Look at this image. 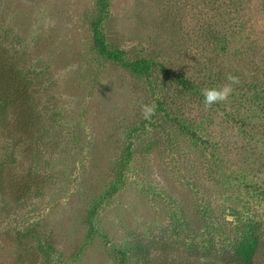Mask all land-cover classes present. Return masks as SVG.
Wrapping results in <instances>:
<instances>
[{"label":"rangeland","instance_id":"obj_1","mask_svg":"<svg viewBox=\"0 0 264 264\" xmlns=\"http://www.w3.org/2000/svg\"><path fill=\"white\" fill-rule=\"evenodd\" d=\"M246 1L0 0V53L31 78L23 112L40 120L0 127L5 180L41 158L25 201L0 193V264H236L244 225L264 264V0ZM95 22L150 69L102 56ZM228 74L241 88L206 107Z\"/></svg>","mask_w":264,"mask_h":264},{"label":"trees","instance_id":"obj_2","mask_svg":"<svg viewBox=\"0 0 264 264\" xmlns=\"http://www.w3.org/2000/svg\"><path fill=\"white\" fill-rule=\"evenodd\" d=\"M236 1V0H234ZM249 1V0H247ZM247 1L245 3H247ZM235 3V2H234ZM236 4V3H235ZM239 5V4H237ZM236 5V10L240 11V7ZM92 28V45L97 51L104 57L109 60L121 61L127 65L133 72L145 73L151 67L150 62L146 59H134V60H124L123 55L126 53L123 49L120 48H110L105 41L104 35L101 32L100 25L98 22L91 24ZM212 39L217 43L225 45L223 39L225 33L222 30H213L211 32ZM3 48V44L0 41V50ZM222 52V55L226 53L225 46L222 49H219ZM216 55L215 57L212 54H209L207 57L208 61H211L213 64H216ZM10 56L0 53V127H8L10 123L11 126H14V131H22L21 133H26L29 126L38 127L40 120L37 113L29 114L28 112H23L24 106H30L33 98L28 94V88L32 85L31 78L23 73L22 63L18 58L14 60H9ZM225 62L223 61L222 64ZM220 69L216 72L217 75L225 74L223 69L224 67L220 66ZM213 70H215L213 68ZM236 76V75H235ZM177 77V76H176ZM177 79V78H176ZM180 85H186L187 87H192L193 82L188 78L179 79ZM241 82L233 86L234 89L241 88ZM264 82V80H263ZM245 85H256V81H252L249 84ZM261 86V85H260ZM160 108V106H159ZM14 116L13 121H10L9 116ZM20 140V138L18 139ZM39 154V153H38ZM3 159L0 160V193L1 197L6 193L14 196V200L17 203L20 201H25L27 196L32 192V186H36L35 176L37 175L39 160L41 159L39 155H33L32 165H28V171L26 172V179L24 180H13L6 181L8 176L6 172L5 155L2 154ZM8 157V156H6ZM5 172V173H4ZM93 214V211H90L89 216ZM87 223H90V219L87 220ZM91 224V223H90ZM89 226L93 227L91 224ZM93 231V228H91ZM258 244L257 236L251 227L244 225V228L241 230L237 242L232 246L231 256L236 264H250L256 247Z\"/></svg>","mask_w":264,"mask_h":264},{"label":"clouds","instance_id":"obj_3","mask_svg":"<svg viewBox=\"0 0 264 264\" xmlns=\"http://www.w3.org/2000/svg\"><path fill=\"white\" fill-rule=\"evenodd\" d=\"M227 80L229 83L225 84L223 87L205 88L202 90L204 104L206 107L227 101L229 96L233 93V85L240 83L239 77L232 74H228ZM155 113L156 105L154 103L142 106V116L144 119L150 120Z\"/></svg>","mask_w":264,"mask_h":264}]
</instances>
